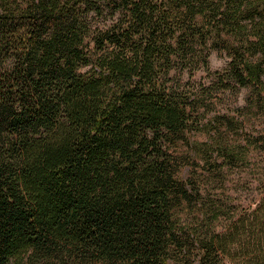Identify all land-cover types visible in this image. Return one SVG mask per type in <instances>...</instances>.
<instances>
[{"label":"trees","instance_id":"1","mask_svg":"<svg viewBox=\"0 0 264 264\" xmlns=\"http://www.w3.org/2000/svg\"><path fill=\"white\" fill-rule=\"evenodd\" d=\"M263 76L264 0H0V264H264Z\"/></svg>","mask_w":264,"mask_h":264},{"label":"rangeland","instance_id":"2","mask_svg":"<svg viewBox=\"0 0 264 264\" xmlns=\"http://www.w3.org/2000/svg\"><path fill=\"white\" fill-rule=\"evenodd\" d=\"M116 18L113 17V19ZM112 18H107L106 20L98 17H93L91 19V22L94 26H103L111 23ZM228 57L224 51H218V50H213L210 54V59H209V65L210 69L213 70H219L223 68L228 61ZM88 67L82 68V71L87 70ZM199 74L197 75V77ZM185 80V79H184ZM263 81H264V76H263ZM249 90L244 88L241 89L237 94H231V93H223L218 96L219 98V104L222 105L220 106L221 108L219 111L221 113H228V115L233 116L236 118V107L244 105L246 103V100L249 98ZM262 99L264 101V86H263V91H262ZM261 96L257 98L259 101ZM244 115L246 117V124L244 127V132L250 131L249 133H246V135L250 134L252 136H257L259 134L264 133V106L257 108V106H253V108L250 109H245L244 110ZM231 131V130H230ZM195 138L199 141H204L207 139L206 134L203 132H199L197 134H193L192 138ZM262 147V146H260ZM262 148H259L258 150L251 149L249 153L251 154V160L248 164H242L240 166H234L233 169H230L229 173H232L228 177V181L226 182V186L230 189L228 193H230L232 196L227 199L228 204L231 203V206L234 211L237 213H240L242 208H247V206H253L255 200L258 198L257 193L255 191H251V189H248L249 185L246 178L241 179L242 175H244L246 172H253L254 170H249L250 168H260L264 167V151H262ZM179 151L183 152L184 147L180 146ZM183 157L182 160L184 161V165L181 171V176L188 175L187 169H189L190 160H187V157L185 156L186 153L183 152ZM248 165V166H247ZM250 167V168H248ZM236 177V178H235ZM251 186V185H250ZM215 194L220 193L219 191L214 190ZM226 264H230L227 260L225 261Z\"/></svg>","mask_w":264,"mask_h":264}]
</instances>
